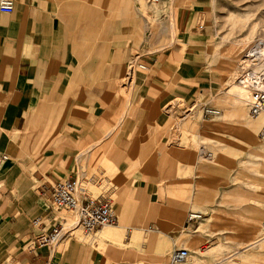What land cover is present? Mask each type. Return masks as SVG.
<instances>
[{
    "label": "crops",
    "instance_id": "obj_1",
    "mask_svg": "<svg viewBox=\"0 0 264 264\" xmlns=\"http://www.w3.org/2000/svg\"><path fill=\"white\" fill-rule=\"evenodd\" d=\"M12 1L13 13H0V264H158L153 245L144 253L104 249L139 244L148 220L150 243L160 236L172 250H190L182 264H264V159L254 151L247 155L250 170L235 168L220 184L211 175L197 177V199L183 202L180 152L169 155L153 132L163 121L158 90L174 75L170 60L183 45L204 46L192 34L195 25L188 26L200 13L178 8L175 37L142 57L147 68L126 87L125 74L118 75L132 56L129 18L102 16L93 26L71 1ZM193 72L186 66L183 74ZM182 156L196 168V159L191 164ZM105 169L111 196L121 200L119 215L109 198L83 187L110 202L116 227L35 246L61 223L57 210L43 209L52 185L67 179L82 185L88 173L101 176ZM133 174L143 175L135 185ZM196 212L202 218L188 222Z\"/></svg>",
    "mask_w": 264,
    "mask_h": 264
},
{
    "label": "rangeland",
    "instance_id": "obj_2",
    "mask_svg": "<svg viewBox=\"0 0 264 264\" xmlns=\"http://www.w3.org/2000/svg\"><path fill=\"white\" fill-rule=\"evenodd\" d=\"M55 1L58 4H62L64 1H71L74 11H81L84 15L89 16L93 26L99 23V19L102 16H106L111 21L116 18L118 13H122L123 17L130 19L129 22L128 19L124 24H128L127 28L131 31L128 37L132 41L133 50L131 53L132 55L136 53L141 57L152 51H160L161 48L169 45L178 31V8L183 7L185 10L190 11L191 9L197 10L200 15L196 20L194 16L193 22L188 26L191 28L195 25L192 29V34L200 35L203 38L204 46L197 49V47L183 45L182 52L170 60L174 75L169 77L171 79L167 87L161 86V89L158 90L159 100L161 101L158 111H160L163 121L153 132L161 134L163 139L160 143L164 148L169 149H167L169 155L175 150L174 148H177V152H180L179 174L182 181L180 189L182 190L181 197L183 202L190 201L192 198L194 200L197 199L196 192L193 193L198 180L197 177L202 179L211 175V182L220 184L222 180L223 182L227 180V173L235 168L249 166L250 170L251 160H248V156L254 151L259 153L261 149L258 147L264 146V139L259 136L262 121L258 120L256 125L251 126L252 130L245 128L242 124L243 116L240 115H245L244 118L253 120L248 114V109H246V102L228 101V103L222 102L221 99L230 85H238L236 82L238 65L244 53L256 41L264 43V0ZM239 15H247V21L245 23H236L234 20ZM199 25L202 26V30L198 28ZM252 26L255 29L254 33L250 35ZM228 50L232 51V53H229ZM125 60L122 59L120 61L125 62ZM186 66L194 71L193 75L188 78L183 74ZM217 67L222 70H229L234 76L231 78L227 75V80L224 83H220L213 77L212 73L213 68ZM257 67L258 70L264 72V61L258 64ZM125 69L126 65L123 64L118 78L125 74ZM124 83L123 80V85ZM120 93L123 95L124 91L121 90ZM202 106H212L220 110L221 114L218 117L202 119L200 110ZM228 110L237 112L235 120L228 121L229 124H226V127L219 125ZM261 117L263 116L261 115ZM250 134L252 135L250 136ZM217 135L223 138L222 143L211 138ZM248 137H253L254 141H249ZM182 154L184 157L189 156L191 164L196 159V168L195 166L193 168L191 165H187ZM207 154L210 156L209 158L205 157ZM259 158L261 161L264 159V157L260 156ZM246 160L249 163H246ZM242 161H245V163L243 164ZM261 161L260 165L263 166ZM202 170H205L206 175L201 173ZM222 174L223 176H221ZM131 176L133 185L139 183L143 177V175L138 174ZM91 178L93 182H91ZM108 180V171L105 169L101 176L94 175L93 177L91 173H88L81 183L82 186L89 188L92 193L96 195L103 194L109 198L116 214L119 215L121 200L115 194L111 196ZM159 181L160 179H157L158 185ZM199 188L202 187H197V189ZM229 203L238 206L232 202ZM198 209L200 208L196 206L195 208H190L189 211L195 212ZM56 215V221L64 222L63 224L66 228L70 227L74 236L81 235L84 237L85 235L91 237L93 235L86 234L80 228L75 227V215L73 213L57 210ZM150 221L152 220L142 223V230L139 231L142 241L139 244L130 248H120L117 245L106 244L104 249L108 251L118 248L120 253L128 252V249H135L144 253L143 251H148L144 248L153 245V254L157 263L167 264L169 253L172 251L171 246L164 244L160 236L156 237L157 241L155 243L149 242L148 236L152 235L149 230ZM180 221L177 222L180 223ZM127 241L126 239L125 242ZM180 247L176 245V249L179 250ZM187 252L189 259L192 255L190 250L187 249Z\"/></svg>",
    "mask_w": 264,
    "mask_h": 264
},
{
    "label": "built area",
    "instance_id": "obj_3",
    "mask_svg": "<svg viewBox=\"0 0 264 264\" xmlns=\"http://www.w3.org/2000/svg\"><path fill=\"white\" fill-rule=\"evenodd\" d=\"M14 11L12 0H0V13L11 14ZM142 59L138 54H134L126 64V73L123 77L124 85L128 86L133 82L136 72L144 71L147 66L140 62ZM264 61V43L256 41L240 59L238 65L236 82L239 87L249 92L246 101V109L249 116L255 118L264 112V72L258 70L257 65ZM201 118L210 119L218 117L220 110L212 106H202ZM259 136L264 139V123L259 130ZM209 158L207 154L205 156ZM6 157L4 156L3 159ZM43 209L69 211L75 215V227L80 228L86 234H90L100 229L102 226H116V215L110 202L106 199L93 197L76 180L67 179L56 181L51 187L50 199L43 204ZM202 218L200 213L190 214L188 222L196 223ZM58 223L50 232L39 235L33 242L37 247H51L60 240L74 237L70 227L62 226ZM188 252L184 249L172 250L169 253L168 264H182L188 257Z\"/></svg>",
    "mask_w": 264,
    "mask_h": 264
},
{
    "label": "bare ground",
    "instance_id": "obj_4",
    "mask_svg": "<svg viewBox=\"0 0 264 264\" xmlns=\"http://www.w3.org/2000/svg\"><path fill=\"white\" fill-rule=\"evenodd\" d=\"M248 19V16L245 15V16H238L235 18V22L236 23H239V22H242V23H245ZM254 26L251 27V31H250V35H252L254 33ZM233 49V48H232ZM229 53H232V51H229ZM212 73L214 76H217L218 78H220V83H224L228 78L227 75L229 77H233L234 75L232 73H230L229 70H222L221 68L217 67V68H213L212 70ZM236 87V88H235ZM249 98V92H247L246 90L242 89V87L240 88L239 85H230L229 88L227 90H225L224 92V97L221 99L222 102H228V101H235V102H246ZM229 103V102H228ZM232 104V103H231ZM261 115L263 117H261ZM237 116V112L236 111H231V110H228V112L225 113V116L222 117V122L219 123V125L221 126H225L226 124H229L228 121L230 120H235V117ZM240 116H243V125L245 128L249 129V130H252V127L251 126H254L258 123V120L259 121H262L261 122V125L264 123V112L260 113L258 115V117H251L250 118H253V120H248L247 118H244L245 115H240ZM203 119V118H202ZM263 119V120H262ZM226 127V126H225ZM261 127V126H260ZM212 130V128H210ZM260 130V129H259ZM252 134H250L251 136ZM212 139H215L216 141L222 143L223 141V138H221L220 136H212L211 137ZM248 140L253 142L254 141V138L253 137H248ZM255 144V143H254ZM258 148L261 149V151L257 154L258 156L260 157H264V146H259ZM198 213V212H196ZM196 213H190V214H196ZM189 214V215H190ZM188 215V216H189ZM188 218V217H187ZM103 227H108V228H111L110 226H102ZM101 228V227H100ZM185 250V249H184ZM187 251V250H186ZM189 257V255H188ZM187 257V259H188ZM186 259V260H187ZM168 261H169V256H168ZM168 264V263H167Z\"/></svg>",
    "mask_w": 264,
    "mask_h": 264
}]
</instances>
